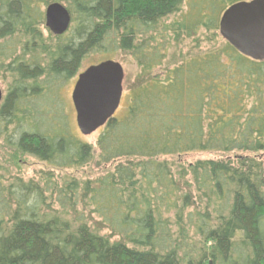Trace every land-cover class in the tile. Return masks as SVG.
Listing matches in <instances>:
<instances>
[{
	"label": "trees",
	"instance_id": "16d2710c",
	"mask_svg": "<svg viewBox=\"0 0 264 264\" xmlns=\"http://www.w3.org/2000/svg\"><path fill=\"white\" fill-rule=\"evenodd\" d=\"M251 1L68 0L75 26L50 43L42 14L0 0V70L12 79L0 140L51 168L37 181L0 175V264H264V166L252 156L264 153V61L224 41L161 71L172 46L218 32L230 6ZM94 50L127 53L138 67L97 156L61 98ZM206 152L236 156L176 171L162 160ZM95 156L113 171L59 181L56 172Z\"/></svg>",
	"mask_w": 264,
	"mask_h": 264
},
{
	"label": "rangeland",
	"instance_id": "374dc122",
	"mask_svg": "<svg viewBox=\"0 0 264 264\" xmlns=\"http://www.w3.org/2000/svg\"><path fill=\"white\" fill-rule=\"evenodd\" d=\"M26 3H29V5L33 8L32 14L43 15V21L39 23L37 26L38 29L41 31L42 36L44 40H47L49 38L50 42L52 41V34L49 31V29L46 27V21H45V12L46 8L53 3H58L65 8L68 6V0H24ZM183 11L186 13L187 6H183ZM179 16V15H178ZM177 18V17H176ZM175 18L172 16L169 20L162 21V24L160 27L163 26V24H170L171 21H173ZM75 24H71L68 31L64 34H70L72 32L73 27ZM63 35V36H64ZM54 36V35H53ZM225 40L221 37L220 31L218 32H206L201 31L197 37H194L192 39H189L187 41H184L180 43L179 46H172V48L169 50V54L167 56V59L164 61L162 70L166 71L169 69H172L184 61L197 57L199 55H203L205 53L211 52L213 50L219 49L225 45ZM113 50V49H112ZM112 50H94L91 52L83 61L81 68L79 69V72L77 75L69 81L68 84H66L63 89H61V98L63 102L65 103V110L69 116L70 124L72 127L73 132L80 136V138L87 144L91 145L93 147L94 152L97 156V140L100 136V133L102 131V128L99 129L97 132L91 134L90 136H83L80 133V130L77 126L76 122V112L73 106L72 102V93L75 87V84L78 80V75L82 72H84L86 69H88L90 66L97 65L99 63L105 62V61H115L119 63L124 70V82H123V97L121 101V106L116 112L115 115H122L124 109L127 106L126 96H127V88L125 86V83L128 81L129 83L134 82V78L138 73V67L134 61V59L127 53L121 52V51H112ZM160 72V71H157ZM12 82V79L7 75L4 71L0 70V90L3 93V98L6 97L8 88L10 87V84ZM106 126V125H105ZM104 126V127H105ZM103 127V128H104ZM94 157V160L87 165L79 168H73L70 170H66L63 172H56V176L59 178V181L62 179H76L80 183H85L87 181H95L98 178L106 175L107 173L113 171L114 166H108V167H101L97 164V158ZM235 154H222L217 152H206V153H192L184 156H174V157H168L163 158L162 160L167 161L170 165L173 166V169L179 170L180 166L188 165V164H194L199 161H221L226 160L229 158H234ZM251 156V155H248ZM262 161L264 166V153H258L255 155H252ZM0 164L3 166L4 171L0 173V175H3L5 178H8L7 180H14L17 178H20L24 181H37L40 178V173L42 172H48L51 170V168L42 162L37 161L36 159L29 157V156H22L20 154H16L15 152L8 150V147L5 145L3 141L0 140ZM79 210L81 211V207H79ZM91 224H94L95 230L104 237H110L113 236L109 230L104 229L102 226H96L95 224H98V219L93 218L90 220ZM113 240H117L116 237L113 238Z\"/></svg>",
	"mask_w": 264,
	"mask_h": 264
},
{
	"label": "water",
	"instance_id": "95a60500",
	"mask_svg": "<svg viewBox=\"0 0 264 264\" xmlns=\"http://www.w3.org/2000/svg\"><path fill=\"white\" fill-rule=\"evenodd\" d=\"M46 27L52 35L63 36L72 23L70 12L58 3L45 12ZM221 37L242 56L264 61V0L230 6L219 21ZM124 70L115 61L90 66L78 75L72 93L76 122L83 136L103 128L121 106ZM4 98L0 90V105Z\"/></svg>",
	"mask_w": 264,
	"mask_h": 264
}]
</instances>
